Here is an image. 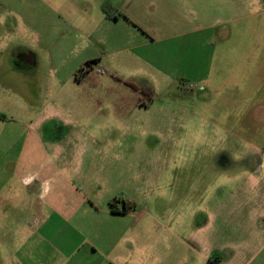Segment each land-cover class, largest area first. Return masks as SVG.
<instances>
[{"label":"rangeland","instance_id":"1","mask_svg":"<svg viewBox=\"0 0 264 264\" xmlns=\"http://www.w3.org/2000/svg\"><path fill=\"white\" fill-rule=\"evenodd\" d=\"M210 1L46 0L26 46L37 65L0 70V169L83 168L104 203L136 206L142 245H167L173 264H264V0ZM99 5L116 6L110 15L134 5L153 40L139 60L105 52ZM134 81L153 90L147 108ZM43 118L56 121L40 127L42 144L26 141Z\"/></svg>","mask_w":264,"mask_h":264},{"label":"crops","instance_id":"2","mask_svg":"<svg viewBox=\"0 0 264 264\" xmlns=\"http://www.w3.org/2000/svg\"><path fill=\"white\" fill-rule=\"evenodd\" d=\"M196 2L188 0V5H197ZM217 2L222 3V0ZM46 4V0H0V70L29 71L15 64L18 48L12 46L23 45L20 49L29 51L26 47L31 43L29 30L32 27L43 29L45 21H40L39 11ZM217 4L215 0L210 1V5ZM233 5L236 6L230 7L231 11L238 4L234 2ZM99 7L102 15L97 21L102 28L97 30V40L107 48L105 52L128 53L126 59L139 60L141 56L136 50L142 45H151L153 40L135 21L134 5L131 11L113 13L115 18L107 16L103 5ZM202 22L196 21V29L213 26ZM33 31L39 39L45 36L39 30ZM119 38L126 39L123 48L112 49L110 41ZM205 39L198 44L205 45ZM8 53H11L12 63L3 62ZM32 57L37 65V56L33 54ZM47 120L43 118L36 123V131L32 134H23L26 141L31 139L42 144L40 127L56 121ZM8 162L13 163V160ZM17 166L19 164L0 169V264H173L162 255L167 253V245H142V236L136 229L140 219L136 206L131 208L132 203L128 202L130 208L125 212L124 205L116 203L112 210L110 203L113 200L104 203L97 196L101 186L97 188L98 183H92L83 168L43 167V163L41 167ZM80 174L82 176L77 178ZM253 263L251 259L228 261L219 258L216 262L202 259L180 264Z\"/></svg>","mask_w":264,"mask_h":264},{"label":"trees","instance_id":"3","mask_svg":"<svg viewBox=\"0 0 264 264\" xmlns=\"http://www.w3.org/2000/svg\"><path fill=\"white\" fill-rule=\"evenodd\" d=\"M110 10H113V5H103V11L107 14L109 18H115L112 14H108ZM93 68L92 61L85 62L77 71L75 77L77 80H82L83 76H88L90 74L91 69ZM81 76V78H79ZM135 95V104L137 106L141 105L144 107H148L149 105L144 103L142 100L143 97H151L153 90L150 87H146L144 85L139 84L138 82H126L125 84ZM151 100V99H150ZM116 203H123L124 205V211L126 212L130 207H128V203L124 204L125 202L120 199H113V201L110 203V206L112 210H114V206ZM134 207V204L131 205V208Z\"/></svg>","mask_w":264,"mask_h":264},{"label":"flooded vegetation","instance_id":"4","mask_svg":"<svg viewBox=\"0 0 264 264\" xmlns=\"http://www.w3.org/2000/svg\"><path fill=\"white\" fill-rule=\"evenodd\" d=\"M18 51H20V52H18ZM16 54H17V58L14 60V62H15V64H19V66H20V63H19V61H21L25 66H27V67H33V65L35 64L33 61H32V56H33V52H31V51H28V50H25V49H18L17 50V52H16ZM18 66V67H19ZM21 68H25V69H27V67H22V66H20ZM147 87V86H146ZM137 107H143V106H141V105H139V106H137ZM145 108H147V107H145ZM125 203L124 204H126L127 203V201H124Z\"/></svg>","mask_w":264,"mask_h":264}]
</instances>
